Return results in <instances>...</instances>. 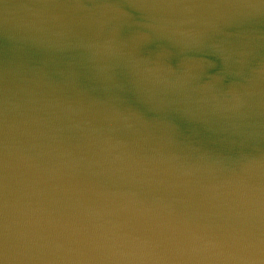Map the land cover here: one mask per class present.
<instances>
[{
	"label": "water",
	"instance_id": "obj_1",
	"mask_svg": "<svg viewBox=\"0 0 264 264\" xmlns=\"http://www.w3.org/2000/svg\"><path fill=\"white\" fill-rule=\"evenodd\" d=\"M0 264H264V0H0Z\"/></svg>",
	"mask_w": 264,
	"mask_h": 264
}]
</instances>
